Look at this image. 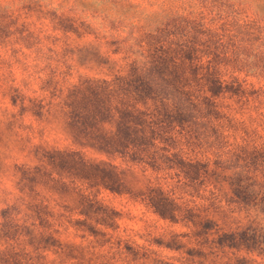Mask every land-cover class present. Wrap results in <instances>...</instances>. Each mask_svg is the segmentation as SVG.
<instances>
[{
    "label": "rangeland",
    "instance_id": "rangeland-1",
    "mask_svg": "<svg viewBox=\"0 0 264 264\" xmlns=\"http://www.w3.org/2000/svg\"><path fill=\"white\" fill-rule=\"evenodd\" d=\"M0 264H264V0H0Z\"/></svg>",
    "mask_w": 264,
    "mask_h": 264
}]
</instances>
